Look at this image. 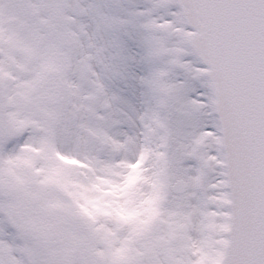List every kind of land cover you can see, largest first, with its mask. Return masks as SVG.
<instances>
[{"label":"snow or ice","instance_id":"6c2138e0","mask_svg":"<svg viewBox=\"0 0 264 264\" xmlns=\"http://www.w3.org/2000/svg\"><path fill=\"white\" fill-rule=\"evenodd\" d=\"M0 264H264V0H0Z\"/></svg>","mask_w":264,"mask_h":264}]
</instances>
